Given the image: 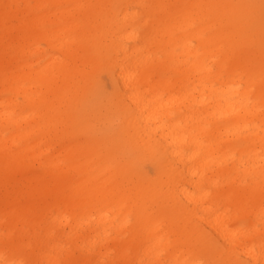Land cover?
Returning a JSON list of instances; mask_svg holds the SVG:
<instances>
[{"label":"bare ground","instance_id":"obj_1","mask_svg":"<svg viewBox=\"0 0 264 264\" xmlns=\"http://www.w3.org/2000/svg\"><path fill=\"white\" fill-rule=\"evenodd\" d=\"M262 5L0 0V264H90L94 246L102 264H200L210 245L234 264H264V244L250 246L264 238V133L250 126L258 110L242 97L264 90ZM243 68L262 72L248 74L242 95L241 81H217ZM200 69L215 78H196ZM98 115L123 125L138 156L162 152L153 183L121 162L123 145L110 135L87 134ZM234 131L249 144L234 148L228 167ZM219 204L239 210L246 231L226 211L209 220ZM65 228L68 247L55 234Z\"/></svg>","mask_w":264,"mask_h":264},{"label":"rangeland","instance_id":"obj_2","mask_svg":"<svg viewBox=\"0 0 264 264\" xmlns=\"http://www.w3.org/2000/svg\"><path fill=\"white\" fill-rule=\"evenodd\" d=\"M43 47V46H42ZM194 47H198V45L196 43H194ZM45 48V47H44ZM203 52V48H198V53L202 54ZM261 53V52H259ZM263 56V57H261ZM261 56H258V59L263 60L264 59V53H261ZM182 63V62H181ZM213 63H209V65H212ZM214 69V68H213ZM262 69H241V71H236L235 73H229L228 69L220 76L219 73H217L219 79L217 81L220 80L221 78H224L226 76L227 79H229V83L228 84H234V88H236L238 85L236 84V82L241 81L242 84L244 85L242 86L240 93L242 95V92L244 90L249 89L248 84H249V80H248V74L250 73H254V74H261ZM194 76L196 78L200 77L202 78L204 81L210 83L211 80H213L215 78V73L214 72H209V73H205L203 70H198L197 72L193 73ZM192 75V74H191ZM165 76H171V73H165ZM194 78V79H196ZM193 78L190 77V81H192ZM234 82H233V81ZM214 83L215 87H219L220 85H218L217 82ZM230 81H232L233 83H230ZM97 86L98 88L104 92V93H108L109 91V86H110V77H108V74L105 72H100L97 75ZM225 86V84H222V87ZM189 88H192V85H190ZM67 91H63V94H65ZM240 95V94H239ZM8 96V95H7ZM242 97H249L250 100L248 101V105L249 106H253V108L255 107L258 112L256 113L255 117L258 118H251L250 119V126L251 125H255L258 126L259 125V136L263 135V130H264V121H262V119L264 118V90L261 91V93H257V91L254 89L252 91V94H248L246 95H242ZM235 99H238L239 97H234ZM230 101H233V99H230ZM61 109V108H60ZM57 110V109H56ZM100 110H105L107 111L106 108H104L103 106L100 108ZM174 117V116H173ZM177 117V116H175ZM78 121L82 122L85 120L84 117L78 116ZM111 122L108 124V121L104 120V118L101 115H98L97 117H95V120H93L91 122V124L93 125V127H91L87 134L90 137L93 136H99L101 134H108L112 137L113 141L115 143L121 144L123 145V152L121 155V162L125 163L126 165H130L131 167H135L138 169L139 171V178L141 181H143L144 183H153L155 180V169L158 168L159 164V158L162 156V152L157 150L155 155L152 154L151 156H138L137 153L132 150L128 144L127 141L124 138V127L123 125H121L113 116L111 117ZM262 121V122H261ZM218 122L219 123H223V124H227V120L224 118H218ZM257 131H255L256 133ZM82 135L80 132H78V135L74 138V140H80V136ZM246 135V133L244 131H234V132H229L227 133L225 139L229 140V143L227 145H224V152L226 154V157L229 158V160H227L226 164L228 167L231 166V163L233 161H236V159L239 158V155L237 153V150H234L235 147H238V151L244 150L245 146L247 145V143L249 144V142H247L246 139H244L243 137ZM65 140V139H63ZM54 143L57 141L53 140ZM64 141H61L59 145H61ZM56 145V143H55ZM59 145H56V148H59ZM257 145H259L261 148L260 150H264V140L260 141L257 143ZM232 157H234L232 159ZM248 156H245V158H247ZM264 169V168H262ZM260 182L262 183L264 180L263 178H259ZM250 181H245L242 183H249ZM212 192V191H211ZM210 192V193H211ZM213 194V192L211 193V195ZM261 210L262 213L264 215V201L261 202ZM160 207L162 208L163 211L167 210L168 208V204L166 203L165 200L160 202ZM226 211V212H225ZM223 212H225V219L226 221L229 220L231 218L232 215L236 216V227H240L243 228L244 231H246L245 229V225L248 224L247 219L243 220L240 217V211H235V213L232 211V207H229L227 210L224 209V206L222 204H219L213 211V213L211 215H209L208 219H212L213 217H215L216 215L222 214ZM259 212L257 210H255V213L253 214H258ZM251 216V221L255 219V217H253L252 214H250ZM0 219H1V215H0ZM201 228H204V230L208 233H210V229L207 226L204 225H200ZM67 231V228H65V230H60L57 229L55 230V234L57 236V240L58 243L60 245H64L65 247H68L69 244H67V237L63 236V234H65ZM259 232H264V228L259 227ZM255 241L252 242L250 244V246H256L258 245V247H260L261 245L264 244V238L261 237L259 238H255ZM48 244H45L44 242L40 243V247H47ZM260 245V246H259ZM72 247L75 248H83V249H88L87 245H85L84 243H71ZM219 250V249H218ZM218 250H215L214 245H210L209 249H204L203 253H201L200 255H198V260L200 262V264H234L232 260H230V262L228 261V259L225 256L219 257L216 252ZM264 251V250H263ZM89 253V262L90 264H102L101 263V254L98 251V247L94 246L92 249H90L88 251ZM101 252H104V250H102ZM112 255H109V258L112 259ZM189 260H191V258H188Z\"/></svg>","mask_w":264,"mask_h":264},{"label":"snow or ice","instance_id":"obj_3","mask_svg":"<svg viewBox=\"0 0 264 264\" xmlns=\"http://www.w3.org/2000/svg\"><path fill=\"white\" fill-rule=\"evenodd\" d=\"M262 6H264V5H262ZM13 264H15V262H13Z\"/></svg>","mask_w":264,"mask_h":264}]
</instances>
